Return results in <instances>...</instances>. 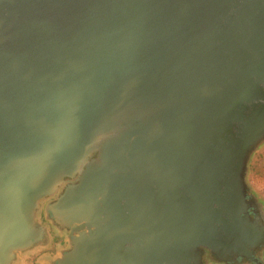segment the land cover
Segmentation results:
<instances>
[{"label": "water", "instance_id": "obj_1", "mask_svg": "<svg viewBox=\"0 0 264 264\" xmlns=\"http://www.w3.org/2000/svg\"><path fill=\"white\" fill-rule=\"evenodd\" d=\"M264 0H0V264H202L264 251Z\"/></svg>", "mask_w": 264, "mask_h": 264}, {"label": "flooded vegetation", "instance_id": "obj_2", "mask_svg": "<svg viewBox=\"0 0 264 264\" xmlns=\"http://www.w3.org/2000/svg\"><path fill=\"white\" fill-rule=\"evenodd\" d=\"M248 198L254 202V207L250 208L249 214L252 218L260 217L264 218V204L259 200L249 195ZM55 199H49L41 203L39 210L36 213L35 222L36 225L42 230L43 237L41 241L35 243L29 249L25 250L21 254L29 256V261H37L39 259H45L47 256L53 259L50 264H57V260L66 254L70 250L68 231L61 229L48 215L47 206L54 203ZM59 246V249L58 247ZM264 251L256 252L252 259H238L232 263H221L212 260V257L208 253H204L202 256V264H207V259L219 264H263L262 256ZM17 258L13 261L16 264Z\"/></svg>", "mask_w": 264, "mask_h": 264}, {"label": "rangeland", "instance_id": "obj_3", "mask_svg": "<svg viewBox=\"0 0 264 264\" xmlns=\"http://www.w3.org/2000/svg\"><path fill=\"white\" fill-rule=\"evenodd\" d=\"M246 183L249 195L264 204V144L253 154L249 161ZM57 247L59 249V246ZM21 257L23 258V255L19 253L17 255L18 260L16 264H20ZM262 263L264 264V254L262 256ZM207 264L219 263L207 259Z\"/></svg>", "mask_w": 264, "mask_h": 264}, {"label": "crops", "instance_id": "obj_4", "mask_svg": "<svg viewBox=\"0 0 264 264\" xmlns=\"http://www.w3.org/2000/svg\"><path fill=\"white\" fill-rule=\"evenodd\" d=\"M28 259H29L28 255H25L23 258L21 257L20 264H27V263L28 264H50V262L53 261V259L49 258V256H47L45 259H39L37 261L34 260V261H31V262H28L29 261Z\"/></svg>", "mask_w": 264, "mask_h": 264}]
</instances>
